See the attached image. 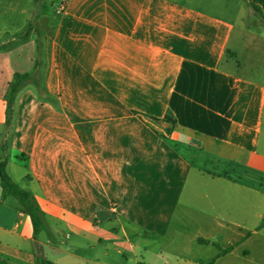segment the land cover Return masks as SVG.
Returning <instances> with one entry per match:
<instances>
[{"label": "crops", "instance_id": "crops-1", "mask_svg": "<svg viewBox=\"0 0 264 264\" xmlns=\"http://www.w3.org/2000/svg\"><path fill=\"white\" fill-rule=\"evenodd\" d=\"M1 1L0 164L44 227L36 235L26 207L2 200L0 180V264H264L254 11L56 0L16 39L14 0ZM36 70L40 87L10 107L14 76Z\"/></svg>", "mask_w": 264, "mask_h": 264}, {"label": "trees", "instance_id": "trees-1", "mask_svg": "<svg viewBox=\"0 0 264 264\" xmlns=\"http://www.w3.org/2000/svg\"><path fill=\"white\" fill-rule=\"evenodd\" d=\"M255 9H263L264 11V0H251ZM31 32V27L27 30V34ZM3 47L0 46V50ZM28 84H34L36 87H40V73L39 71H35L33 73L27 74H16L14 76V80L10 84V88L7 94V100L9 102V106L12 107L15 104L16 97L18 93ZM168 121L172 123H176V119L173 117L171 113H168ZM3 152H6L7 146H2ZM0 180L2 187V200L6 199L8 195H12L17 198L21 204L26 207V211L30 215L32 222L35 228V234L38 235L42 228L44 227V219L41 214V210L38 207L34 197L30 195L27 191L18 187L9 174L6 171V161H3L0 164ZM41 264H51V262L46 259H42Z\"/></svg>", "mask_w": 264, "mask_h": 264}, {"label": "rangeland", "instance_id": "rangeland-1", "mask_svg": "<svg viewBox=\"0 0 264 264\" xmlns=\"http://www.w3.org/2000/svg\"><path fill=\"white\" fill-rule=\"evenodd\" d=\"M56 0H14V27L16 31V39H18L20 33H24L22 30L24 27H31V29L37 28L38 25V14L40 13V10L44 6H51ZM6 2V1H4ZM58 1H56L57 3ZM223 2V0H222ZM225 2V1H224ZM235 2L236 6L239 8H242L244 11H248L247 9H251L254 12L253 19L255 21H262L264 22V11L263 9H255L252 1L251 0H232V4L235 7ZM55 3V4H56ZM226 3V2H225ZM64 2H61L60 7L64 6ZM5 7L3 6V1L0 0V12H2V8ZM246 13V12H245ZM249 13V12H248ZM246 19L248 22H251L252 25H255L256 22L252 19H249V17L246 16ZM25 28V29H26ZM24 29V30H25ZM13 37V36H9ZM14 41L10 40L8 41V45L13 44Z\"/></svg>", "mask_w": 264, "mask_h": 264}]
</instances>
